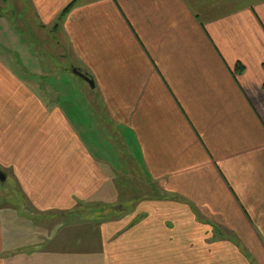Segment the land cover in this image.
I'll use <instances>...</instances> for the list:
<instances>
[{"label": "crops", "instance_id": "obj_1", "mask_svg": "<svg viewBox=\"0 0 264 264\" xmlns=\"http://www.w3.org/2000/svg\"><path fill=\"white\" fill-rule=\"evenodd\" d=\"M73 1L29 0L43 23ZM63 26L97 109L0 36V171L49 151L15 169L0 264H264V0H79Z\"/></svg>", "mask_w": 264, "mask_h": 264}, {"label": "rangeland", "instance_id": "obj_2", "mask_svg": "<svg viewBox=\"0 0 264 264\" xmlns=\"http://www.w3.org/2000/svg\"><path fill=\"white\" fill-rule=\"evenodd\" d=\"M68 5L64 4V8L61 9L60 13L52 21L43 23V19L38 15V10L29 2V0H0V12L4 15V20L0 18V29L2 30L1 32H3L0 36L4 37L7 33L5 30L6 23H8L9 27L13 28L15 31V39L24 40L31 48V62L35 60V56L42 64L41 67L43 69V65L47 66V68L44 69L47 77H44L43 79L38 77V73L36 72L37 69L33 68L30 70L29 74L32 78V85L37 82L39 83L41 80L45 83L49 92L52 93V89H56L57 91L61 90L63 92L62 97H65L64 100H66V102L69 100H78L79 97H88L89 103L94 104V107L97 109L98 106L95 105L102 101L100 99L101 96L99 91H95L87 84H84L79 77L75 76L71 72V66L73 67L76 61L72 60L70 56L68 43L69 38L63 26L68 15L65 18L62 17V13ZM18 62H20V60ZM101 104L102 103L99 105L101 106ZM115 139L116 138L111 135L112 144L117 142ZM48 142L49 139L46 138L45 135L33 130L30 131L29 141L26 133L25 142L22 147L30 150L32 147L33 149L38 147L36 146L38 144H46ZM48 152L49 151L46 150L43 156H40L39 159H35V163L33 161L28 162L25 155L16 153V155L12 158V160L16 163L11 167H4L7 180L5 182L0 181V205H3V203L6 205V203H8L14 207L16 206V208H20V202L24 204L25 199L21 196L19 185L20 181L17 178V171L15 169L18 167L17 170L22 172L24 170V166L30 168L33 165H38L35 171H40L44 168L43 162L47 163L48 161ZM28 172L29 171L26 170V174H28ZM138 188L139 183H135L134 181L127 182V189L130 191H134ZM140 191L143 192L141 197H146L150 194L148 193L150 191H147V188H143ZM130 193L132 194V192ZM5 205L2 206L1 210L7 208ZM117 213H119L118 209L115 212H110L113 216L117 215ZM104 214L101 213L97 216H106ZM87 215V213H84L80 216L85 217Z\"/></svg>", "mask_w": 264, "mask_h": 264}, {"label": "water", "instance_id": "obj_3", "mask_svg": "<svg viewBox=\"0 0 264 264\" xmlns=\"http://www.w3.org/2000/svg\"><path fill=\"white\" fill-rule=\"evenodd\" d=\"M72 73L81 79H83L85 82H87L92 88H95V83L94 81L86 74L82 73V71L78 69H73ZM0 181L5 182L6 181V176L0 171Z\"/></svg>", "mask_w": 264, "mask_h": 264}, {"label": "trees", "instance_id": "obj_4", "mask_svg": "<svg viewBox=\"0 0 264 264\" xmlns=\"http://www.w3.org/2000/svg\"><path fill=\"white\" fill-rule=\"evenodd\" d=\"M78 1L79 0H74L73 2H71L66 8L65 10L63 11L62 13V17L65 18L73 8L76 7V5L78 4ZM63 18H60V19H63Z\"/></svg>", "mask_w": 264, "mask_h": 264}]
</instances>
